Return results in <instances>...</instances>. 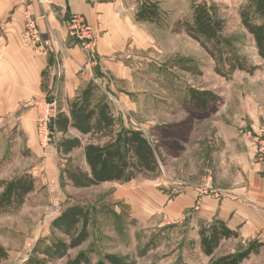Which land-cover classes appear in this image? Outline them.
Returning <instances> with one entry per match:
<instances>
[{"label":"rangeland","instance_id":"obj_1","mask_svg":"<svg viewBox=\"0 0 264 264\" xmlns=\"http://www.w3.org/2000/svg\"><path fill=\"white\" fill-rule=\"evenodd\" d=\"M129 1L135 14L143 0ZM157 1L163 27L133 19L136 33L124 47L97 58L96 82L119 128L141 132L156 147L159 174L74 188L63 171L87 170L81 150L62 154L55 135L47 149H41L37 140L27 145L18 122L1 119L0 182L30 173L36 190L18 211L0 215V246L7 253L0 264H26L38 242L52 238L51 221L76 204L90 210V237L54 264H65L82 252L92 264L105 254L136 264H207L209 258L199 248L196 216L201 198L209 194L200 195L198 190L207 186L219 194L248 186L253 171L264 179L257 153L264 137V60L256 56L238 17L248 0ZM196 1L218 7L226 22L224 36L259 66L258 71L238 72L225 81L213 72L211 59L196 42L170 32L175 21L190 18ZM185 66L200 73L186 72ZM187 89L210 91L218 101L203 112L187 100ZM191 192H197L196 201L189 199ZM234 244L226 243L222 251Z\"/></svg>","mask_w":264,"mask_h":264},{"label":"trees","instance_id":"obj_2","mask_svg":"<svg viewBox=\"0 0 264 264\" xmlns=\"http://www.w3.org/2000/svg\"><path fill=\"white\" fill-rule=\"evenodd\" d=\"M163 15L159 1L143 0L134 19L137 23L163 27L160 23ZM238 17L241 27L254 43L256 56L264 60V0L246 1L239 8ZM225 27L226 22L215 4L196 1L191 5L190 18L177 20L169 28L172 34H183L196 42L211 59L213 72L221 79L230 81L238 72L253 75L259 66L230 44L224 36ZM97 69V66L93 68V79L68 102L69 113L56 112L50 119V140L53 135L57 137L56 146L64 155L82 150L87 167L86 171H63L65 179L74 188L88 189L104 183H128L138 177L159 174L156 147L141 132L119 128L109 102L99 94ZM183 69L192 74L200 73L189 66ZM187 100L204 112L218 101V96L206 90L187 89ZM70 130L77 131L82 138L66 137ZM0 189V215L12 213L22 208L28 196L35 192L36 179L30 173H22L1 181ZM90 219V210L84 206L76 204L64 208L50 223L52 238L48 242H38L26 264H54L66 258L69 251L89 239ZM198 227L199 248L202 255L209 258L207 264H241L250 255L258 253L260 243L253 241L234 253L219 256L216 252L222 242L236 239L238 233L217 217ZM6 257L7 253L0 246V259ZM65 264L92 262L88 254L82 252L67 258ZM94 264L136 263L127 257L105 254Z\"/></svg>","mask_w":264,"mask_h":264},{"label":"crops","instance_id":"obj_3","mask_svg":"<svg viewBox=\"0 0 264 264\" xmlns=\"http://www.w3.org/2000/svg\"><path fill=\"white\" fill-rule=\"evenodd\" d=\"M26 11L45 38L55 40L43 53L21 41ZM74 15L83 17L98 35L94 58L67 36L65 22ZM134 15L129 0H0V120L15 119L27 135V145L34 144L33 101L45 98L55 113L68 114V102L93 79V68L100 63L97 58L120 51L136 33ZM68 134L82 138L75 130ZM252 176L248 186L202 197L196 219L209 224L217 217L238 233L236 239L222 242L217 255L234 253L256 241L258 253L241 264H264V179L254 171ZM189 199L196 201L197 192H191ZM226 243L236 247L222 251Z\"/></svg>","mask_w":264,"mask_h":264},{"label":"built area","instance_id":"obj_4","mask_svg":"<svg viewBox=\"0 0 264 264\" xmlns=\"http://www.w3.org/2000/svg\"><path fill=\"white\" fill-rule=\"evenodd\" d=\"M65 27L68 38L75 41L76 44L94 58L97 48L95 29L87 24L83 17L78 15L71 16L65 22ZM20 38L25 46L39 53L45 52L52 43H55V40L52 41L47 37L45 38L40 32L36 20L27 11L24 12V24ZM52 109V104L45 98H38L33 102L35 135L41 149H47L50 143L49 123L52 117ZM257 153L259 161L263 164L264 173V137L258 142ZM198 192L200 195H219L217 192L211 191L207 186L202 190H198Z\"/></svg>","mask_w":264,"mask_h":264}]
</instances>
